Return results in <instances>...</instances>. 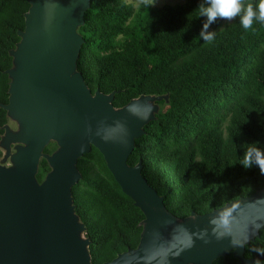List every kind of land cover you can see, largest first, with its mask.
<instances>
[{"label":"trees","instance_id":"16d2710c","mask_svg":"<svg viewBox=\"0 0 264 264\" xmlns=\"http://www.w3.org/2000/svg\"><path fill=\"white\" fill-rule=\"evenodd\" d=\"M134 1H89L78 27L83 43L76 64L91 93L113 92L115 107L140 95L162 96L127 163L141 160L142 176L180 218L262 188L259 168L239 162L249 143L264 149V24L245 31L239 17L218 19L210 25L215 39L209 43L199 37L206 17L198 6L204 0L149 8ZM29 6V0H0V104L8 102L10 51L21 38ZM7 121L0 105V138ZM53 148L49 143L44 152ZM77 167L81 178L71 187L72 203L85 225L91 263L103 264L137 246L144 214L96 147ZM49 170L41 158L37 180ZM256 254L264 256V226L245 244L246 258ZM212 264L240 261L229 251ZM250 264H264V258Z\"/></svg>","mask_w":264,"mask_h":264},{"label":"water","instance_id":"95a60500","mask_svg":"<svg viewBox=\"0 0 264 264\" xmlns=\"http://www.w3.org/2000/svg\"><path fill=\"white\" fill-rule=\"evenodd\" d=\"M89 1L29 0L21 38L10 51L8 102L0 105L17 125L5 123L0 138L6 149L0 160V264H92L71 195L81 178L77 161L92 146L144 214L137 246L103 264H212L229 251L240 264L264 258L244 256L245 244L264 226V186L180 218L142 176L141 160L127 163L162 96L140 95L115 107L113 92L91 93L76 67L83 43L78 27ZM50 141L57 147L44 152ZM11 144L13 165L5 166ZM41 158L50 170L38 181Z\"/></svg>","mask_w":264,"mask_h":264},{"label":"clouds","instance_id":"9594fccd","mask_svg":"<svg viewBox=\"0 0 264 264\" xmlns=\"http://www.w3.org/2000/svg\"><path fill=\"white\" fill-rule=\"evenodd\" d=\"M148 8L154 6L157 0H139ZM200 16L206 17L199 37L204 42L211 43L215 39V31H210V25L218 19L234 20L239 17V22L245 31L253 29L256 22L264 24V0H204L198 6ZM245 169L257 166L260 173L264 175V149L259 147L258 142L248 144L239 162Z\"/></svg>","mask_w":264,"mask_h":264},{"label":"rangeland","instance_id":"374dc122","mask_svg":"<svg viewBox=\"0 0 264 264\" xmlns=\"http://www.w3.org/2000/svg\"><path fill=\"white\" fill-rule=\"evenodd\" d=\"M181 2H183V0H157V3H156L155 5H162V4H164V3L174 4V3H181ZM138 3H139V0H135V1H134V4H135V5H137ZM7 123L9 124V126H10L11 128H15L16 125H17L16 121H15L14 119H12V118H8V122H7ZM50 143H51L55 148L57 147L55 141H50ZM53 149H54V148H53ZM53 149H52V150H53ZM0 150H1V154H0V160H1V158H3V157H4V154L6 153V149H0ZM52 150H51V151H52ZM15 151H16V149H15L14 145L11 144V145H10V148H9V153H10V155L8 156V158H7L6 162H5V166H11V165H13V163H12V161H11V156L15 153ZM49 153H50V152H49ZM2 165H3V163H2ZM80 236H81L82 239L86 238L83 232H81Z\"/></svg>","mask_w":264,"mask_h":264}]
</instances>
